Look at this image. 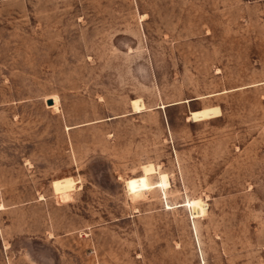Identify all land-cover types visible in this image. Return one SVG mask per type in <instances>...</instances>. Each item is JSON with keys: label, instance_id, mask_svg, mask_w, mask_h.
<instances>
[{"label": "rangeland", "instance_id": "obj_1", "mask_svg": "<svg viewBox=\"0 0 264 264\" xmlns=\"http://www.w3.org/2000/svg\"><path fill=\"white\" fill-rule=\"evenodd\" d=\"M0 264H264V0H0Z\"/></svg>", "mask_w": 264, "mask_h": 264}, {"label": "bare ground", "instance_id": "obj_2", "mask_svg": "<svg viewBox=\"0 0 264 264\" xmlns=\"http://www.w3.org/2000/svg\"><path fill=\"white\" fill-rule=\"evenodd\" d=\"M49 100H51V99H49ZM131 103H132L134 111L138 112L139 109H141L143 107L141 101H139V100H132ZM52 104H53V101H52ZM52 104H51V106H52ZM219 114H220V111L218 108H208V109H203V110H200L197 112H193L190 115H191V119L194 122H198V121H203L206 119H211V118L217 117V116H219ZM143 172L144 173L152 172V169H151V167L149 168V167L145 166V167H143ZM160 178H161V185L164 188L169 187L167 177L165 175H160ZM67 198H68V195H63L61 197V199H67ZM189 207L192 208V210L196 216L204 213V207H203L202 203L199 201L189 202Z\"/></svg>", "mask_w": 264, "mask_h": 264}, {"label": "water", "instance_id": "obj_3", "mask_svg": "<svg viewBox=\"0 0 264 264\" xmlns=\"http://www.w3.org/2000/svg\"><path fill=\"white\" fill-rule=\"evenodd\" d=\"M47 104H48V105H51V104H52V101H51V100H48V101H47Z\"/></svg>", "mask_w": 264, "mask_h": 264}]
</instances>
